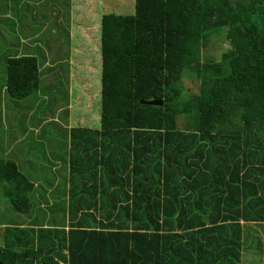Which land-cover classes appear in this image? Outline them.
Instances as JSON below:
<instances>
[{"label": "trees", "instance_id": "1", "mask_svg": "<svg viewBox=\"0 0 264 264\" xmlns=\"http://www.w3.org/2000/svg\"><path fill=\"white\" fill-rule=\"evenodd\" d=\"M65 1L76 57L81 44L100 50L98 77L71 83L73 108L65 109L79 123L61 141L71 158L62 177L68 222L57 226L53 206L34 217L33 226L46 218L48 227L9 228L15 237L0 245V264H242L243 239L264 238V0L46 5L65 14ZM217 33L229 48L219 61L200 60ZM184 69L199 79L185 98L176 86ZM1 75L6 110L49 95L35 56L8 58ZM45 102L52 109V98ZM92 147L96 159L74 161L76 150ZM1 154L13 209L43 208L41 198L32 204L40 185Z\"/></svg>", "mask_w": 264, "mask_h": 264}, {"label": "rangeland", "instance_id": "2", "mask_svg": "<svg viewBox=\"0 0 264 264\" xmlns=\"http://www.w3.org/2000/svg\"><path fill=\"white\" fill-rule=\"evenodd\" d=\"M64 0H62L63 2ZM66 3V1H65ZM69 4L66 3L64 6L65 14V30L57 29L58 33L56 35H48L44 37L43 42H49L51 39L52 43L56 45H61L60 51L58 48L54 49L55 57L59 59H63L68 56L69 49H72V42H69L68 39V30L66 23H69ZM37 14H44L49 11L46 3L40 7H34ZM50 8V7H49ZM51 9V8H50ZM63 12V11H62ZM64 13V12H63ZM38 18V17H36ZM39 19V18H38ZM40 23L43 22V19H39ZM53 14L47 17V22L49 24L53 23ZM64 20L62 21L63 24ZM91 21V19L89 20ZM88 21V22H89ZM92 22V21H91ZM1 28L9 29L7 23L1 22ZM50 29V28H47ZM0 32L1 39L0 44L4 47V44H7L8 38L5 36L6 31L1 30ZM49 32V30L47 31ZM49 34V33H48ZM66 35V36H65ZM65 36V37H64ZM76 45V44H75ZM81 48L86 51L92 53V60H95L100 55L99 48L97 42L94 44H81ZM78 47V46H76ZM80 49V47H78ZM229 48L227 41L225 40L224 34H212L207 42V46L200 49V60L202 61H219L221 59V55L224 51ZM59 69H53L52 74H50L53 78L52 84H49L50 87H55L56 89L49 90V95L46 98H52V101L66 103L67 102V76H68V62H59L57 64ZM90 67L92 65L86 64V66L75 67L80 69H85L86 67ZM58 70V73H56ZM176 86L181 90V95L183 98L190 97V95L197 93L199 90V79L196 78L195 74L190 70L184 69L177 80ZM25 100L17 101L19 104L13 106L10 109H5L4 103L1 100V108H0V154L6 148L7 144H12L11 152L8 155L7 160L14 161L17 167L21 172L26 173L29 178L37 179V187L38 188L37 195H34L32 198V204L37 203L39 199H43V189L50 182L52 183L55 180V173L53 171V166L56 163H59L60 166L64 165L63 168L68 167V151L62 146V140H69L68 133L69 129H65V122H67L68 110L59 112L57 116H54L55 109H49L45 111L47 117H56L57 123H47L45 128L41 131V134H38L37 137L33 136L32 131L29 132L28 137H26V133H23V129L27 127L29 129V124L34 120L39 118V109L35 107V113H31L27 115V109L34 105V96H30L26 99V109H20L21 103H24ZM24 108V106H22ZM99 114V111H98ZM98 116V115H97ZM34 119V120H33ZM185 123V119L181 120ZM2 123V124H1ZM21 136H23L21 138ZM17 137L19 139H17ZM16 140V141H15ZM48 142V144L45 142ZM43 141V142H42ZM42 142V143H41ZM59 142V144H58ZM47 144V145H46ZM66 153V154H65ZM4 157V156H2ZM1 157V158H2ZM27 158V160H26ZM54 163V164H53ZM66 164V165H65ZM59 173H65L64 170L59 171ZM64 176V175H63ZM62 176V177H63ZM59 186L56 190H54L50 197L47 196V199H51L54 201L55 205L51 211L52 219L57 223V226L67 224V194L63 195V183L64 180L61 176L58 177ZM11 188L10 184L3 182L0 183V220L7 222L11 216H13L16 211L13 209L12 205L9 203L8 198L6 197V189ZM39 208V209H38ZM45 213H48V210L41 208L37 205V208L33 210V217L41 216ZM21 220V218H19ZM42 219V218H41ZM1 238V235H0ZM2 244V241H0Z\"/></svg>", "mask_w": 264, "mask_h": 264}, {"label": "crops", "instance_id": "3", "mask_svg": "<svg viewBox=\"0 0 264 264\" xmlns=\"http://www.w3.org/2000/svg\"><path fill=\"white\" fill-rule=\"evenodd\" d=\"M47 0H0V32L1 30L6 31V37L8 38L7 44H4V47L0 44V80L2 82V75L1 72L3 70L4 64L6 63V60L10 57H19L23 55H29V56H35L38 60V63L40 65V70L42 72V78L41 82L44 84L45 91L47 90H53L52 88L48 87L49 84H52L53 78L50 74H52L53 69H59V66L57 65L60 61L61 62H68V78H67V102L66 103H60V102H53V106L50 105L54 111V116H57L59 112L65 111L67 108H73L72 107V101H71V83L73 82H87V77H92L93 75H96L98 77V62L97 60H92L91 57L93 56L92 53L86 51L85 49H82L81 54L76 57V50L74 48L75 44L72 43L71 47L72 49H69L68 56L63 58L62 60L55 57V51L54 49L58 48V51H60L61 45H55L52 43L51 39H49V42H43L44 37L52 34L53 36L58 33L57 29H63L65 30V20H64V13L60 10H55V8L52 6L51 9L53 11H47L44 13L41 19L44 21L40 23L39 19H34L37 14V12H33L34 7L42 6L44 3H46ZM49 5H51V2H49ZM50 8H48L49 10ZM35 11V10H34ZM35 13V14H34ZM53 14V23L49 24L47 22V17L49 15ZM64 20L63 24L62 21ZM1 22L7 23V26L9 29L1 28ZM67 30H68V39L69 42L73 40V37L75 35L74 30L72 29V16L69 15V23H66ZM50 28V29H47ZM49 30V32H47ZM49 33V34H48ZM0 34V39H1ZM66 36V35H65ZM64 36V37H65ZM74 42V40H73ZM99 45V44H97ZM99 48V46H98ZM84 52V53H83ZM86 64L92 65L88 66L85 69L74 68L80 67V66H86ZM96 64V65H94ZM56 73H58V70H56ZM1 96L4 97V92L1 90ZM38 98H37V97ZM33 97V96H32ZM40 97V98H39ZM49 99L46 98V95H41L40 92L34 95V105L29 107L26 111L27 115L31 116V113H35V107L39 109L38 114H41L40 120L31 122L29 124V129L27 130V127L23 129V133H26V137H28L29 132L32 131L33 136L37 137L38 134H41V131L45 128L47 123H50L48 121L53 120L58 124L57 118L55 117H47L49 115L45 114L46 107L48 104H46L45 100ZM13 105V104H12ZM48 110V109H47ZM46 110V111H47ZM79 127V123H72L70 121V116L68 113L67 116V122H65V129L68 128L69 131L72 128ZM81 127V126H80ZM83 127V126H82ZM23 136H21L22 138ZM17 139H19L17 137ZM16 141V140H15ZM43 142V141H42ZM41 142V143H42ZM46 142V140H45ZM79 143L77 146H82L87 143V145H94V140H87L84 141L82 139H79L76 141ZM86 142V143H85ZM48 144V142H46ZM70 141H67V146H70ZM46 144V145H47ZM59 144V142H58ZM12 144H7L6 148L4 149L5 155H9L11 150ZM85 147V146H83ZM106 153L111 156V151L109 152L108 149ZM3 154V151H2ZM1 154V155H2ZM70 154V152H69ZM96 150L92 148L89 149H83L80 148L76 150L74 155V161L79 160L87 162L91 159H96ZM4 155V154H3ZM2 155V156H3ZM97 155V154H96ZM70 155L68 159V167L63 168L64 165L60 166L59 163L54 164L53 171L57 173L55 175V180L51 183V186H44L46 187V193H44L46 196L45 198L41 199L40 205L43 207V209H49V207L53 208L54 201L51 199H47V196L50 197L51 193L57 189L59 186V183H56L58 181V177L62 176L67 177L69 174V167H71L70 163ZM27 160V158H26ZM78 175H81L80 172L81 168L78 167V163H75ZM66 165V164H65ZM85 165V164H84ZM20 170V169H19ZM64 170L65 173H59V171ZM79 170V171H78ZM86 171V170H85ZM89 175L92 173L90 171H87ZM26 174V173H25ZM32 181L37 183V179L31 178ZM39 184V182L37 183ZM35 184V186H37ZM1 209V208H0ZM28 214H20V213H14L13 216L7 221L4 222L0 220V241H2L1 246L5 244V239L10 238L11 236L15 237V233L13 234L10 231H7L9 228H29V227H48L47 219L40 220V223L36 226H33L34 223V217ZM21 218V220L19 219ZM67 229V227H66ZM258 233L259 231L257 228H251L250 227V233L251 235L253 233ZM261 235L264 234L263 230L261 231ZM247 240L243 239V244L241 246L242 249V264H264V238H246Z\"/></svg>", "mask_w": 264, "mask_h": 264}, {"label": "water", "instance_id": "4", "mask_svg": "<svg viewBox=\"0 0 264 264\" xmlns=\"http://www.w3.org/2000/svg\"><path fill=\"white\" fill-rule=\"evenodd\" d=\"M140 103L148 104V105H161L162 104L161 101H156V100H148V101L141 100Z\"/></svg>", "mask_w": 264, "mask_h": 264}, {"label": "built area", "instance_id": "5", "mask_svg": "<svg viewBox=\"0 0 264 264\" xmlns=\"http://www.w3.org/2000/svg\"><path fill=\"white\" fill-rule=\"evenodd\" d=\"M60 264H68V263H64V262H62V263H60Z\"/></svg>", "mask_w": 264, "mask_h": 264}]
</instances>
